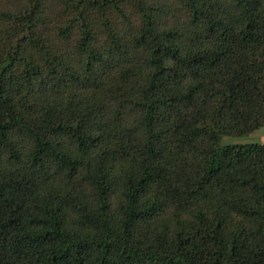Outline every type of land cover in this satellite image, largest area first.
<instances>
[{"label":"trees","instance_id":"16d2710c","mask_svg":"<svg viewBox=\"0 0 264 264\" xmlns=\"http://www.w3.org/2000/svg\"><path fill=\"white\" fill-rule=\"evenodd\" d=\"M264 0H0V264H264Z\"/></svg>","mask_w":264,"mask_h":264},{"label":"rangeland","instance_id":"374dc122","mask_svg":"<svg viewBox=\"0 0 264 264\" xmlns=\"http://www.w3.org/2000/svg\"><path fill=\"white\" fill-rule=\"evenodd\" d=\"M223 144H253L259 143L264 145V124L263 126L247 135L244 138H223Z\"/></svg>","mask_w":264,"mask_h":264}]
</instances>
